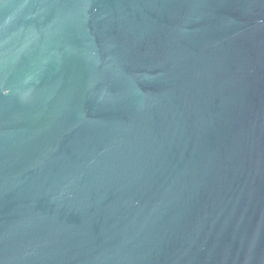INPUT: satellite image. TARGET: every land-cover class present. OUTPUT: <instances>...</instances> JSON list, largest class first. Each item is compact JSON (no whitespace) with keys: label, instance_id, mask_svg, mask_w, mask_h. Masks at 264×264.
<instances>
[{"label":"water","instance_id":"water-1","mask_svg":"<svg viewBox=\"0 0 264 264\" xmlns=\"http://www.w3.org/2000/svg\"><path fill=\"white\" fill-rule=\"evenodd\" d=\"M0 264H264V0H0Z\"/></svg>","mask_w":264,"mask_h":264}]
</instances>
